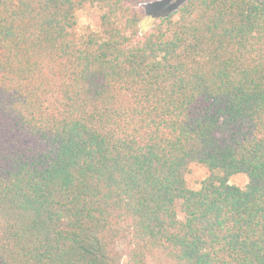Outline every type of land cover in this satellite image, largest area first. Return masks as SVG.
<instances>
[{"label":"trees","instance_id":"16d2710c","mask_svg":"<svg viewBox=\"0 0 264 264\" xmlns=\"http://www.w3.org/2000/svg\"><path fill=\"white\" fill-rule=\"evenodd\" d=\"M152 1L0 0V264H264V0Z\"/></svg>","mask_w":264,"mask_h":264},{"label":"rangeland","instance_id":"374dc122","mask_svg":"<svg viewBox=\"0 0 264 264\" xmlns=\"http://www.w3.org/2000/svg\"><path fill=\"white\" fill-rule=\"evenodd\" d=\"M186 0H157L150 3L137 6V11L141 15L139 24V35L147 33L155 21L159 18L176 11ZM99 10L91 5H86L77 14L79 28H88L93 31L99 27ZM206 175V170L200 167H192L191 173L187 176V182L190 187L197 188L200 180ZM230 184L240 188L245 187L247 178L244 175H236L229 181ZM126 264V261L122 262Z\"/></svg>","mask_w":264,"mask_h":264}]
</instances>
